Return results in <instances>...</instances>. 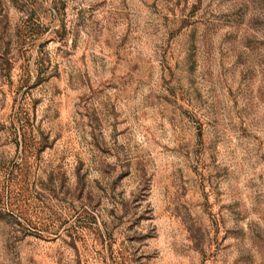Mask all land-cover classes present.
Returning <instances> with one entry per match:
<instances>
[{
  "label": "rangeland",
  "instance_id": "rangeland-1",
  "mask_svg": "<svg viewBox=\"0 0 264 264\" xmlns=\"http://www.w3.org/2000/svg\"><path fill=\"white\" fill-rule=\"evenodd\" d=\"M0 264H264V0H0Z\"/></svg>",
  "mask_w": 264,
  "mask_h": 264
}]
</instances>
